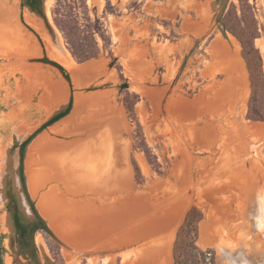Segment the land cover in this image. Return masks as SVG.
Here are the masks:
<instances>
[{"label": "rangeland", "instance_id": "374dc122", "mask_svg": "<svg viewBox=\"0 0 264 264\" xmlns=\"http://www.w3.org/2000/svg\"><path fill=\"white\" fill-rule=\"evenodd\" d=\"M55 1L43 0L38 12L21 0H0V218L8 234L6 264H32L17 253L14 241L15 210L25 222L35 217L21 180L20 144L65 108L72 93L73 109L57 125L63 132L59 141L45 129L26 150L28 190L39 192L40 187L31 188L33 179L40 186L47 174L62 175L56 189L39 198L56 199L59 226L39 202L38 207L61 240L63 260L55 259L46 235L38 232L42 264H137L135 251L163 241L169 244L163 264H174L176 234L193 205L204 211L198 243L215 250L218 264H236L239 250L255 261L264 258V239L252 217L264 178V159L254 155L252 143L257 147L264 139L249 130V124L264 127V121L248 117L251 83L242 46L221 22L239 0H87L101 52L84 63L72 55L54 21ZM250 2L264 60V0ZM46 37L65 62L56 59ZM45 51L73 81L72 91L63 71L50 64L69 86L67 102L52 112L43 94L45 77L53 73L45 67L47 73L36 71L43 63L36 58ZM127 98L135 102L161 171L136 146L138 126ZM86 226L98 237L83 238ZM210 229L223 235L221 243L210 241ZM117 241L123 245L117 247Z\"/></svg>", "mask_w": 264, "mask_h": 264}, {"label": "trees", "instance_id": "16d2710c", "mask_svg": "<svg viewBox=\"0 0 264 264\" xmlns=\"http://www.w3.org/2000/svg\"><path fill=\"white\" fill-rule=\"evenodd\" d=\"M21 1L23 5H27L35 11H43V0ZM53 14L56 25L62 31L72 55L78 62H88L99 56L101 52V45L98 37L99 30L95 20L89 13L87 0H56ZM21 20L34 31L33 28L26 24L23 14L21 15ZM222 21L224 28L231 32L240 42L242 46V55L249 71L251 93L248 101V117L253 120L264 121V60L260 48L256 45V39L259 37L260 31L257 17L250 0H239L238 4L232 3L223 16ZM101 37L106 46L110 45V38L107 34L101 33ZM36 61L52 64L60 68L73 91L71 74L63 64L52 59L46 51L44 56L36 58ZM134 104L135 102L133 100L127 98V110L138 126L136 146L144 151L152 167L156 171H161V163L147 142L142 125L137 117ZM73 105L74 95L72 93L68 105L65 108L53 114L20 144L21 180L31 209L35 214V218L30 223H26L21 219L18 209L15 210L14 223L16 236L14 241L17 244V253L27 258L32 264H42L39 258L38 246L35 241V235L38 232H43L46 235L49 248L54 254L55 259L60 262L63 258L60 251L61 240L48 221L39 212L36 202L33 200L28 190L25 174L27 146L40 132L67 116L72 111ZM134 165L137 178L140 180L142 179L141 170L136 161H134ZM1 213L2 211L0 209V216ZM203 218L204 211L197 205H193L187 212L176 234L173 246L174 264H218L215 250L210 248L204 249L198 243L200 223ZM7 237L8 234L2 231L0 218V264H6L5 256L9 252L5 244V239Z\"/></svg>", "mask_w": 264, "mask_h": 264}, {"label": "bare ground", "instance_id": "6f19581e", "mask_svg": "<svg viewBox=\"0 0 264 264\" xmlns=\"http://www.w3.org/2000/svg\"><path fill=\"white\" fill-rule=\"evenodd\" d=\"M49 6V5H48ZM42 29V28H41ZM45 30V29H44ZM43 30V31H44ZM42 31V30H41ZM47 35V34H46ZM47 39V43L49 44L50 48H51V51L53 52V54L55 55L56 59L59 60V61H62V62H65L66 61V57L63 53L60 52V50L56 49L55 46L53 45V43L46 37ZM29 47V46H28ZM1 48V47H0ZM34 51V50H33ZM72 61V60H71ZM70 63V62H69ZM73 63V62H72ZM249 130L254 134L255 133V137H257L256 139H259L260 141L264 139V127H260L259 125H256V124H249ZM263 144H259L257 147L255 145H257V143H252V147H253V153L254 155L260 157V159H264V152L262 151V148H264V141L262 142ZM247 159L249 158V156L246 157ZM262 164H264V160L262 161ZM53 172V171H52ZM53 174V173H52ZM263 179V181L261 182L260 186L262 185V190L263 191V195H264V178H261ZM260 183V182H259ZM39 184L37 181H35L34 179L31 181V188H33L34 190L37 191L38 189ZM262 193V192H261ZM57 203H56V199H48V198H44L41 199L39 201V207L41 208V210L45 211L48 213V215L50 217H53V220L54 223L59 226L58 222H59V216L57 213ZM60 211V210H59ZM64 212V211H63ZM174 214V213H173ZM65 215V214H64ZM62 216V215H61ZM180 217V216H178ZM63 219V217H61ZM262 218V217H261ZM52 220V221H53ZM7 220H6V217L3 216V223L6 224ZM82 223H79V229L82 228L83 225H81ZM78 225H75V226H78ZM72 226V225H71ZM204 226V225H203ZM206 226V225H205ZM211 226V225H210ZM209 226V227H210ZM88 227L86 226L85 227V230L84 232H80V234H82V236H84L83 238H85L86 240H90V239H95L96 237H98L97 235L95 234H91L90 231H86ZM202 228V227H201ZM208 228V227H207ZM256 228V227H255ZM60 229V228H59ZM203 229V228H202ZM206 229V228H205ZM204 229V230H205ZM257 229V228H256ZM68 230V229H67ZM208 230V229H207ZM66 232V230H65ZM260 232L263 234V237H264V226H261L260 227ZM209 233H210V236L208 238H210V241L213 243H221L219 242L220 240H223L224 237H222L223 235H221V233L219 232H215L213 229H210L209 230ZM100 234V233H99ZM98 234V235H99ZM118 233H116L117 235ZM72 235V234H71ZM39 237V236H37ZM207 238V239H208ZM39 239V238H38ZM41 239V238H40ZM206 239V240H207ZM216 244V245H217ZM113 245V244H112ZM122 246L123 245V242L122 241H117V247L118 246ZM168 245L166 242H159V246L155 245V246H150V247H147L145 249L141 248L137 251H135V256H136V260L138 259L137 261V264H150V262H152V264H163L164 262V258L167 257V250H168ZM44 246V245H43ZM171 246V245H170ZM116 247V246H115ZM243 253V250H239V253L237 254V257L239 258L238 261L236 262V264H256L254 262V260H250L248 259V257H246ZM125 256V260L126 261H129L127 260L128 259V254H124ZM253 258V257H252ZM225 259V258H224ZM114 261V260H113ZM7 264H11L10 263V260ZM167 264V263H166Z\"/></svg>", "mask_w": 264, "mask_h": 264}, {"label": "crops", "instance_id": "0c3cea01", "mask_svg": "<svg viewBox=\"0 0 264 264\" xmlns=\"http://www.w3.org/2000/svg\"><path fill=\"white\" fill-rule=\"evenodd\" d=\"M40 64L42 66H36V71H39V72L45 71L41 68V67H45L48 71L53 73V75L47 74L45 77L48 85H47L46 91L43 94V102L45 103V107L47 108L48 112H52L53 110L59 109L60 107H62L67 102L68 97H69V86H68L67 81L56 77V74H55L56 72H55L53 66H51L50 64H47V63H40ZM45 72L47 73V71H45ZM62 119H60L57 122H55L54 124L50 125L49 128L45 130V131H47V133L50 134V136L52 138L55 139V141H59L58 138L56 137L57 134L63 133V132L57 131V130H59V128H57V125L60 123V121ZM39 136L40 135H38L35 138V140L38 139ZM61 177H62V175L51 176V175L47 174L43 178V180L40 184V189H39L38 193H33L32 190L30 189V186H29V190L31 192V195H32V197H35L36 206H37V208L41 214H42V212H41L40 208L38 207L39 198L41 196H43L44 194H51V192H53V190L56 189L55 188L56 184H54V182L59 181L61 179ZM42 216L45 218V216L43 214H42Z\"/></svg>", "mask_w": 264, "mask_h": 264}, {"label": "flooded vegetation", "instance_id": "af4514ba", "mask_svg": "<svg viewBox=\"0 0 264 264\" xmlns=\"http://www.w3.org/2000/svg\"><path fill=\"white\" fill-rule=\"evenodd\" d=\"M262 190V185L259 187V190H258V193H257V198H256V202H257V207H254L253 210H252V217H253V223L256 224L257 226V231L260 232V227L261 226H264V195H263V191ZM262 192V193H261ZM20 214V212H19ZM21 216V214H20ZM262 217V218H261ZM35 218V217H34ZM22 219V217H21ZM23 220V219H22ZM33 220V219H32ZM32 220H29L27 221L26 223H30ZM24 221V220H23ZM25 222V221H24ZM14 226H15V223H14ZM16 229V228H15ZM261 233V232H260ZM262 234V233H261ZM36 236V235H35ZM263 236V234H262ZM264 239V237H263ZM261 255V254H260ZM264 257V254L261 255ZM250 260H254V262L258 263V262H262L264 263V258H262L261 260L259 261H255L254 257L253 258H248Z\"/></svg>", "mask_w": 264, "mask_h": 264}, {"label": "water", "instance_id": "95a60500", "mask_svg": "<svg viewBox=\"0 0 264 264\" xmlns=\"http://www.w3.org/2000/svg\"><path fill=\"white\" fill-rule=\"evenodd\" d=\"M30 8V7H29ZM222 20H223V18H222ZM221 20V22H222V25H223V21ZM223 28H224V25H223ZM224 31L225 32H227V30L224 28ZM129 86V84L128 83H124L123 85H122V87H128Z\"/></svg>", "mask_w": 264, "mask_h": 264}]
</instances>
